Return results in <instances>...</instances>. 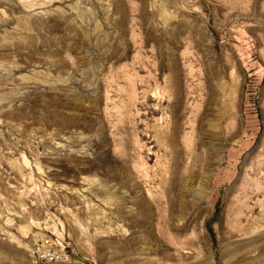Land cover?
I'll use <instances>...</instances> for the list:
<instances>
[{"label":"rangeland","instance_id":"rangeland-1","mask_svg":"<svg viewBox=\"0 0 264 264\" xmlns=\"http://www.w3.org/2000/svg\"><path fill=\"white\" fill-rule=\"evenodd\" d=\"M0 264H264V0H0Z\"/></svg>","mask_w":264,"mask_h":264}]
</instances>
